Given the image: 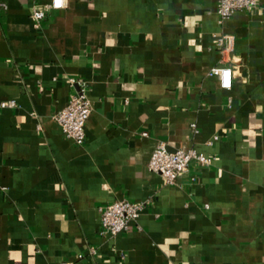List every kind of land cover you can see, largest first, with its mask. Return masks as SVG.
Segmentation results:
<instances>
[{"label": "crops", "instance_id": "1", "mask_svg": "<svg viewBox=\"0 0 264 264\" xmlns=\"http://www.w3.org/2000/svg\"><path fill=\"white\" fill-rule=\"evenodd\" d=\"M0 2V101L17 103L0 109V264H264V0L223 25L218 0H64L39 27L51 0ZM69 78L89 86L84 146L53 118ZM160 143L213 164L169 186L148 169ZM121 199L150 203L104 237Z\"/></svg>", "mask_w": 264, "mask_h": 264}, {"label": "built area", "instance_id": "2", "mask_svg": "<svg viewBox=\"0 0 264 264\" xmlns=\"http://www.w3.org/2000/svg\"><path fill=\"white\" fill-rule=\"evenodd\" d=\"M259 6V0H218L217 15L219 23L225 24L231 17L239 11H251ZM7 4L0 2V13L6 11ZM64 8V0H51L44 8L34 10L32 17L39 27L46 20L51 11ZM214 46L223 55L226 51L233 49V37L225 34L214 35ZM209 75L217 76L222 88L232 87L231 68L222 66L213 67ZM69 84L75 87L68 105L53 118L60 126L64 136L74 141L78 146H84L87 142L86 124L92 114V104L89 98L88 83L82 79L69 78ZM17 108L15 100L0 101V109ZM147 136V133L142 134ZM217 139V138H216ZM214 158L199 153L195 149L170 150L165 144H158L155 148L148 169L150 172L160 175L167 185L175 186L179 180L189 173L193 163L201 167H209L213 164ZM150 201L132 202L127 199L117 200L111 204L100 207L101 228L100 234L106 236H117L123 232H128L133 223L137 222L143 210ZM95 251L92 250V253ZM70 264V263H63Z\"/></svg>", "mask_w": 264, "mask_h": 264}, {"label": "snow or ice", "instance_id": "3", "mask_svg": "<svg viewBox=\"0 0 264 264\" xmlns=\"http://www.w3.org/2000/svg\"><path fill=\"white\" fill-rule=\"evenodd\" d=\"M57 3H59V0H57Z\"/></svg>", "mask_w": 264, "mask_h": 264}]
</instances>
